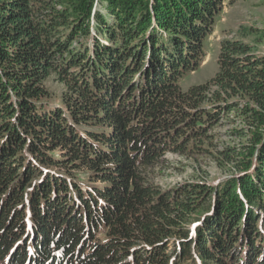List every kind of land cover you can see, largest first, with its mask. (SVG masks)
Listing matches in <instances>:
<instances>
[{"label":"trees","instance_id":"16d2710c","mask_svg":"<svg viewBox=\"0 0 264 264\" xmlns=\"http://www.w3.org/2000/svg\"><path fill=\"white\" fill-rule=\"evenodd\" d=\"M225 4L0 0V264H264V30L240 25L180 86ZM234 122V174L145 179Z\"/></svg>","mask_w":264,"mask_h":264},{"label":"rangeland","instance_id":"374dc122","mask_svg":"<svg viewBox=\"0 0 264 264\" xmlns=\"http://www.w3.org/2000/svg\"><path fill=\"white\" fill-rule=\"evenodd\" d=\"M225 8L216 25L214 33L205 43L206 57L201 68L188 75L180 82L183 91L189 87L208 82L217 71V55L219 44L223 40L235 38L237 28L240 25L254 26L264 30V0H249L235 2ZM263 50V47L260 46ZM47 89L54 93L57 101L62 87L54 83L52 79L46 84ZM242 129L239 122L221 124L208 133L201 143L189 144L192 150L187 154L167 153L158 163L143 171L145 179L149 183L156 184L162 189H170L177 185L189 182H207L215 184L224 178L234 174L231 163L221 152L225 147H237L243 142L242 136L247 134V129L241 134H232L231 129ZM198 145L199 148H197ZM193 146V147H192ZM199 149V151H198Z\"/></svg>","mask_w":264,"mask_h":264}]
</instances>
